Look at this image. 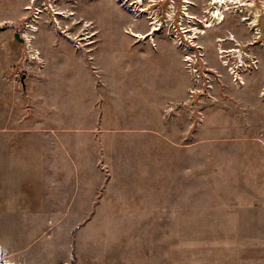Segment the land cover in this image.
Wrapping results in <instances>:
<instances>
[{"label":"rangeland","instance_id":"obj_1","mask_svg":"<svg viewBox=\"0 0 264 264\" xmlns=\"http://www.w3.org/2000/svg\"><path fill=\"white\" fill-rule=\"evenodd\" d=\"M162 1L0 0V95L11 106L24 100L30 108L13 114L0 107V125L7 116L9 124L15 114L23 123L30 115L38 130L64 133L70 145L52 155L48 140L37 139L44 164L37 193L28 185L15 188L16 200L38 202L37 217L0 218V264H171V228L142 234L143 223L156 220L110 213L121 191L125 204L142 201V143L156 141L146 140L153 131L261 134L264 168V0L229 2L224 19L213 17L211 27L206 20L219 4L207 9L209 0H179L180 22L173 23L167 19L173 0L164 8ZM150 13L159 21L155 30ZM194 15L202 22L195 24ZM16 31L28 33V40H17ZM229 46L239 47L232 52L244 60L236 73L219 51ZM52 160L70 166L77 183L90 175L96 181L93 204L102 203L105 211L87 218L50 214L46 193L54 203L61 200L51 187ZM81 163L88 167L79 170ZM119 180L131 186L116 187ZM80 196L74 194L73 202ZM261 242L264 264V235Z\"/></svg>","mask_w":264,"mask_h":264},{"label":"crops","instance_id":"obj_2","mask_svg":"<svg viewBox=\"0 0 264 264\" xmlns=\"http://www.w3.org/2000/svg\"><path fill=\"white\" fill-rule=\"evenodd\" d=\"M0 107L13 114L14 109H30L24 100L11 106L1 95ZM28 117L23 123L22 115L15 114L14 122L7 124V116L0 125V188L8 189L0 192V218L37 217L38 202L16 200L15 188L28 185L32 192L36 190L38 171L44 168L38 138L48 140L45 144L50 145L52 155L70 149L64 133L42 126L38 130V119ZM149 135L146 140L156 141L142 143V201L125 204L124 196L119 195L122 191L118 192L111 215L126 212L132 218L156 220L151 226L148 221L143 223L142 234H165L171 228L169 233L175 236L169 252L171 264H262L264 168L257 146L261 134L234 137L184 130ZM79 166V170L88 167L85 163ZM48 167L53 171L51 187L57 188L61 199L54 203L46 193L50 214L87 218L86 213L105 211L102 203L93 204L91 187L96 181L90 175L77 183L70 166L52 160ZM125 171L130 177V166ZM130 186L116 181V187ZM77 192L81 196L73 202ZM54 194L52 188V198Z\"/></svg>","mask_w":264,"mask_h":264},{"label":"flooded vegetation","instance_id":"obj_3","mask_svg":"<svg viewBox=\"0 0 264 264\" xmlns=\"http://www.w3.org/2000/svg\"><path fill=\"white\" fill-rule=\"evenodd\" d=\"M140 1H142V0H140ZM240 1L244 2L243 0H240ZM211 2H213V0H209V5L210 6L207 7V9H210V8H212V6H214L213 3L211 4ZM162 4H165L163 6V8H164L167 5V1L166 0H163L162 1ZM172 6L174 8V10H173V16H171V17H169L167 19L172 20L173 23H175V21L176 22H178V21L180 22V19L178 17L179 16V10H180V2H179V0L178 1H174L173 0ZM143 11H145V10L143 9ZM163 19L164 20H167L165 17H163V18H161V21H163ZM198 21L202 22L201 18H199L198 16L194 15V21L193 22L196 24ZM170 24H172V23L170 22ZM163 25H168V23L167 22H164ZM132 33H134V32H132ZM228 39L233 41L234 40V36H231ZM237 43H238V41H235L234 42V45H236ZM245 45H246V43L244 42L243 43V47ZM242 50H243V52L247 53L246 50H244V48H242ZM232 51H240V48L239 47H233V46L227 47L225 49V52H226L225 55L227 56V59L224 60V61H225V65H226L227 70L230 71L231 73H235L238 62H234V61H236V60L238 61V53H240V52H232ZM241 55H242V53H241ZM232 68L234 69V71L231 70Z\"/></svg>","mask_w":264,"mask_h":264},{"label":"bare ground","instance_id":"obj_4","mask_svg":"<svg viewBox=\"0 0 264 264\" xmlns=\"http://www.w3.org/2000/svg\"><path fill=\"white\" fill-rule=\"evenodd\" d=\"M232 1L238 2L240 0H213V2L216 3L215 6H217V4H219L220 7H217V8L215 7V8H213L210 11L211 12V18H209V19L206 20L207 23L205 24V26L206 27H211L212 26V23L211 22L213 20V17L216 18L218 20V22H221L224 19V12H223V10L228 9L229 8V4L228 3L229 2H232ZM65 14L68 16L70 13H65ZM259 14H260V9L259 10H256V16H258ZM151 15L153 16V14H151ZM158 23H159V21H158L157 15L153 16V27H152V30H155L157 28V24ZM193 30L196 33V32L199 31V28L198 27H193ZM133 34L138 35V36H141V37H145L146 36L145 33H141L140 31H134ZM27 35H28V33H27ZM219 51L220 52H223L225 50L223 48H220ZM242 62H243L242 55H241V53H238V64H237V66H239V64L241 65ZM224 64H225V61H224ZM231 70L234 71L233 68ZM235 73H236V71H235Z\"/></svg>","mask_w":264,"mask_h":264},{"label":"water","instance_id":"obj_5","mask_svg":"<svg viewBox=\"0 0 264 264\" xmlns=\"http://www.w3.org/2000/svg\"><path fill=\"white\" fill-rule=\"evenodd\" d=\"M14 37L20 41L24 40L23 37L21 36V32H19V31L14 32ZM24 77H25V74H23V76H22V79H21L22 82H24Z\"/></svg>","mask_w":264,"mask_h":264},{"label":"built area","instance_id":"obj_6","mask_svg":"<svg viewBox=\"0 0 264 264\" xmlns=\"http://www.w3.org/2000/svg\"><path fill=\"white\" fill-rule=\"evenodd\" d=\"M21 36L23 37L24 41L28 40V35L25 31H21ZM19 74H20V71H17L15 75L19 76Z\"/></svg>","mask_w":264,"mask_h":264}]
</instances>
